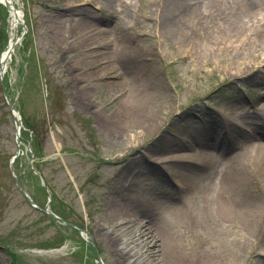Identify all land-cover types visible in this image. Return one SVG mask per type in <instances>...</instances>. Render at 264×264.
<instances>
[{"label":"rangeland","instance_id":"374dc122","mask_svg":"<svg viewBox=\"0 0 264 264\" xmlns=\"http://www.w3.org/2000/svg\"><path fill=\"white\" fill-rule=\"evenodd\" d=\"M181 1L14 0L28 32L0 68V264H264V226L245 220L264 210V164L234 160L264 144V0ZM9 19L0 4V54ZM208 150L231 163L233 217L196 188L186 215L165 211Z\"/></svg>","mask_w":264,"mask_h":264},{"label":"bare ground","instance_id":"6f19581e","mask_svg":"<svg viewBox=\"0 0 264 264\" xmlns=\"http://www.w3.org/2000/svg\"><path fill=\"white\" fill-rule=\"evenodd\" d=\"M3 3L6 4V8L10 14V19H9V42L7 47L2 51L1 53V58H0V68H4V66L8 67V64L10 63V60L12 58V54L15 52V48H16V44L15 42L18 40V34H17V30L19 28V26L22 27L21 21H22V15H21V10L16 6L14 0H1ZM182 1L181 0H177V6L181 5ZM16 111V110H15ZM217 119H214L210 126L207 127L209 128L208 132L209 135H213V132H216L214 129H216V127L218 126V124L216 123ZM17 127L20 128V132L22 130V125L21 123L17 124ZM210 131V132H209ZM212 131V132H211ZM220 143V141L218 140V144ZM222 144V143H221ZM194 153H190L191 156H196L195 160H197V163H199L198 161H200L201 157H209L210 158V162L208 164L207 169H204L203 167H201L200 165H193L191 162L187 167V170H184L183 172L179 173V177L178 180L181 178V180L184 182L182 185V188L184 189L183 191V203L185 205L184 208L182 209H176L175 203L172 201H168L164 204L163 203V207L165 208V211H167L168 213H171L173 215H178L183 217L184 215H186V213L188 212V208H189V202L192 203V194L196 191V189L200 192V198L202 197L201 200H199L202 204L207 205V206H213L215 207V210L212 211V213L214 212V214H216L217 216H224L227 217L228 219H231L233 217V213H234V204L236 201V198H233V191H234V186H232V184L229 182V179L227 176H225L226 173H228V171L230 170V166L231 163H228L226 165H224L223 168H221L219 166L218 160L217 158H219L220 156L216 153L211 151H205V152H196L193 151ZM200 153V154H198ZM187 158L188 159V154L185 155L184 159ZM236 158H241V159H237L238 161V169L242 170L241 172H246L249 169H252V166L255 163L261 162L262 164H264V160L262 158H264V144H262L261 142L259 143H251L249 145V147H246V153H244L241 157H235L234 160H236ZM185 159V160H187ZM188 162V161H187ZM190 162V161H189ZM188 162V163H189ZM236 169V168H235ZM237 169V170H238ZM190 170V171H189ZM220 170V172H219ZM237 170H233V171H237ZM207 171H211L213 174H215L216 176V180H214V188L209 187V189L205 186H201L200 183H196L197 179H202L204 176V173ZM217 171L219 173H217ZM199 172L200 175H198V178L195 177V173ZM234 174H236L237 172H233ZM231 179L235 180V177H232ZM236 180H241V178H237ZM180 181V180H179ZM241 184L243 185V183L241 182ZM230 187L231 189H229L228 187ZM194 187V188H193ZM196 188V189H195ZM216 190V191H215ZM215 191V192H214ZM191 195V196H190ZM190 196V198H188ZM36 207V206H35ZM187 208V209H186ZM187 210V211H186ZM261 207L257 206L256 209H251L249 212H246L245 214V220H247L248 225H252L257 227V228H262L264 226V210H261L262 212H260ZM186 212V213H185ZM81 235L83 236V238H85L87 240V236L85 233H81ZM145 236V234H144ZM143 236H138L135 235L133 237V239L136 241L134 243V245L132 246L131 249L134 250H138L141 247H143V243H146V239L142 240ZM128 242V239H124L123 243L126 244ZM132 242V241H130ZM140 251V250H139ZM138 251V252H139ZM45 253V252H43ZM135 257V260H139L140 258L144 257V253H142L139 256H132ZM140 264V263H139Z\"/></svg>","mask_w":264,"mask_h":264},{"label":"water","instance_id":"95a60500","mask_svg":"<svg viewBox=\"0 0 264 264\" xmlns=\"http://www.w3.org/2000/svg\"><path fill=\"white\" fill-rule=\"evenodd\" d=\"M22 24H23V21H22ZM24 27H25V26H24ZM23 34H24V33H23ZM16 43H17V42H15V44H16ZM5 70H6V66H4L3 69H1L2 74L5 72ZM11 108H13V107L11 106ZM13 115L15 116L14 112H13ZM18 138L20 139V128H19V127H18ZM18 187H19L20 190L22 189L19 183H18ZM21 191H22V193L24 194V196L28 199L29 203H33V201L28 197L27 193H26L24 190H21ZM41 210H42L43 212H45V213H47V214H49V215L55 217L56 219H58V220H60V221H62V222L67 223V224L70 225L71 227L76 228L80 233H86V234L90 237V239L93 240L92 235H91L88 231H86V230H84V229H82V228H80V227L75 226L73 223H70V222L65 221L64 219H62L61 217L57 216L55 213H53L52 211H50L48 208L41 209ZM96 252H97V256L99 257L100 255L98 254V251H97V250H96Z\"/></svg>","mask_w":264,"mask_h":264}]
</instances>
